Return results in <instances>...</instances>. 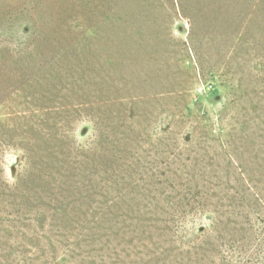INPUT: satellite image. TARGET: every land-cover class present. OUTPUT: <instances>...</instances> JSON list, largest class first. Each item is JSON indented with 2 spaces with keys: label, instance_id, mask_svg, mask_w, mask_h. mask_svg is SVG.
<instances>
[{
  "label": "rangeland",
  "instance_id": "374dc122",
  "mask_svg": "<svg viewBox=\"0 0 264 264\" xmlns=\"http://www.w3.org/2000/svg\"><path fill=\"white\" fill-rule=\"evenodd\" d=\"M0 264H264V0H0Z\"/></svg>",
  "mask_w": 264,
  "mask_h": 264
}]
</instances>
